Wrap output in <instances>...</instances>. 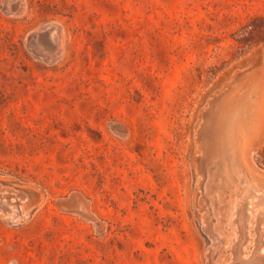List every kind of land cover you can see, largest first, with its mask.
Here are the masks:
<instances>
[{
	"label": "rangeland",
	"instance_id": "rangeland-1",
	"mask_svg": "<svg viewBox=\"0 0 264 264\" xmlns=\"http://www.w3.org/2000/svg\"><path fill=\"white\" fill-rule=\"evenodd\" d=\"M256 247L264 0H0V264Z\"/></svg>",
	"mask_w": 264,
	"mask_h": 264
},
{
	"label": "bare ground",
	"instance_id": "bare-ground-1",
	"mask_svg": "<svg viewBox=\"0 0 264 264\" xmlns=\"http://www.w3.org/2000/svg\"><path fill=\"white\" fill-rule=\"evenodd\" d=\"M52 31V30H51ZM52 33V32H51ZM52 37V36H50ZM48 35V32H45V33H41L39 34V39L41 40V43L45 46V47H52V40ZM43 38V40H42ZM55 39V38H54ZM54 44V42H53ZM54 47V46H53ZM2 210V209H1ZM10 212L12 213H15V215H18L17 212H16V209H9ZM5 212V211H4ZM9 212V211H8ZM9 214V213H8ZM13 215V214H12ZM15 218V217H14ZM238 258V262L235 261L234 264H248V262L246 261H241L242 259H240L239 257H236V259ZM255 259V262L256 264H264V259L260 256V255H255L254 258Z\"/></svg>",
	"mask_w": 264,
	"mask_h": 264
},
{
	"label": "water",
	"instance_id": "water-1",
	"mask_svg": "<svg viewBox=\"0 0 264 264\" xmlns=\"http://www.w3.org/2000/svg\"><path fill=\"white\" fill-rule=\"evenodd\" d=\"M255 255H260L264 259V254L259 251V247H256L252 253V256L248 259H243L246 262H251Z\"/></svg>",
	"mask_w": 264,
	"mask_h": 264
}]
</instances>
